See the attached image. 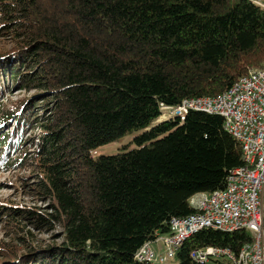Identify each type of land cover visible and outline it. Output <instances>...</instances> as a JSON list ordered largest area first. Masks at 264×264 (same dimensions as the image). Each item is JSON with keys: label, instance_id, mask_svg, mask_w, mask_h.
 I'll return each mask as SVG.
<instances>
[{"label": "trees", "instance_id": "16d2710c", "mask_svg": "<svg viewBox=\"0 0 264 264\" xmlns=\"http://www.w3.org/2000/svg\"><path fill=\"white\" fill-rule=\"evenodd\" d=\"M0 35L9 40L0 68L35 91L6 116L17 134L0 136V163L29 140L20 165L49 206L4 205L2 217L19 229L61 228L59 242L2 250L0 264H146L136 252L245 164L221 115L162 117L161 104L216 96L264 67V0H0ZM129 134L135 147L93 154ZM251 239L204 228L168 264H200L194 249L237 252Z\"/></svg>", "mask_w": 264, "mask_h": 264}, {"label": "built area", "instance_id": "2783aa9c", "mask_svg": "<svg viewBox=\"0 0 264 264\" xmlns=\"http://www.w3.org/2000/svg\"><path fill=\"white\" fill-rule=\"evenodd\" d=\"M162 117L189 110L219 114L225 129L241 144L245 164L231 170L224 189L191 198L195 212L174 218L167 233H156L136 259L146 264H168L179 247L204 228L245 231L252 239L235 252L229 247L197 248L191 257L200 264L226 259L232 264H264V67L251 69L216 96L183 99L176 106L161 104Z\"/></svg>", "mask_w": 264, "mask_h": 264}, {"label": "rangeland", "instance_id": "374dc122", "mask_svg": "<svg viewBox=\"0 0 264 264\" xmlns=\"http://www.w3.org/2000/svg\"><path fill=\"white\" fill-rule=\"evenodd\" d=\"M9 40L0 35V45H4ZM5 46V45H4ZM7 48H9L7 46ZM254 69V68H253ZM34 90H26L15 85L14 80L7 75L3 68H0V136H14L17 131L14 118L6 119L8 113L14 105L25 98H32ZM40 108H39V111ZM136 134V132H135ZM33 131L26 132L21 139H31ZM134 134L120 137L115 141L96 147L93 150L95 156L101 154H113L118 152L124 145L135 147L132 139ZM29 140L21 148H13L6 157V164L0 163V256L2 250L15 249L18 254L27 252L32 246H46L59 242L58 234L61 230L57 225L53 228H39L33 223L26 222L23 229L16 228L12 223L7 222L2 215L5 208L2 206H18L33 208L45 212L49 210L48 203L33 195V184L36 181L33 170L29 165H20V160L27 156L32 148H29ZM5 144L1 145L0 156L4 155ZM6 165V166H5ZM3 216V217H2ZM29 232V234H28ZM174 261V260H173Z\"/></svg>", "mask_w": 264, "mask_h": 264}]
</instances>
